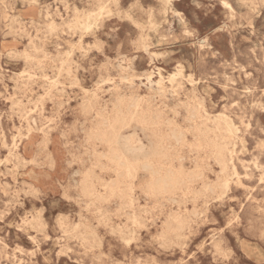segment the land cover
I'll use <instances>...</instances> for the list:
<instances>
[{"label":"rangeland","instance_id":"rangeland-1","mask_svg":"<svg viewBox=\"0 0 264 264\" xmlns=\"http://www.w3.org/2000/svg\"><path fill=\"white\" fill-rule=\"evenodd\" d=\"M0 233V264H264V0H0Z\"/></svg>","mask_w":264,"mask_h":264},{"label":"bare ground","instance_id":"bare-ground-1","mask_svg":"<svg viewBox=\"0 0 264 264\" xmlns=\"http://www.w3.org/2000/svg\"><path fill=\"white\" fill-rule=\"evenodd\" d=\"M138 7V6H137ZM9 9V8H8ZM220 29V28H219ZM201 38V37H200ZM47 41V40H46ZM67 45V44H66ZM53 60V59H52ZM163 70V69H162ZM164 71V70H163ZM151 80V79H150ZM192 80V79H191ZM193 82V81H192ZM84 90V89H83ZM5 93V92H4ZM178 106V105H177ZM33 110V109H32ZM131 114V113H130ZM115 122L117 124H123L125 122V118L122 117V118H117L115 120ZM139 123V122H138ZM101 125V124H100ZM202 130V129H201ZM94 144V143H93ZM125 147L126 149L128 150H135V149H140V145H138V147L128 143V142H125ZM96 159V158H95ZM95 163V162H94ZM102 163V162H101ZM117 163V162H116ZM213 163V162H212ZM211 163V164H212ZM150 162L149 161H145L143 166L145 167H149L150 165ZM118 165V164H117ZM221 166V165H220ZM126 167V172H129L130 171V165L129 164H126L125 165ZM223 169V168H222ZM221 169V170H222ZM157 172V177L156 179L153 181L152 183V187L155 188L157 191H160V192H165V191H169L170 189L176 187L178 184H179V178L176 177L174 174H172L171 171L169 170H166L162 173H158L159 171L156 170ZM217 173V171H216ZM249 195V194H248ZM98 199V198H97ZM5 204V202H3ZM113 204V202H111ZM101 212V211H100ZM106 213V212H105ZM91 216V215H90ZM236 216V215H235ZM110 218V216H109ZM98 219V218H97ZM230 220V219H229ZM99 221V220H98ZM1 234V233H0ZM92 248V247H91ZM257 254V253H256ZM130 257V256H129ZM103 259V258H102ZM135 259V257H134ZM138 260V259H137ZM138 263V262H137Z\"/></svg>","mask_w":264,"mask_h":264}]
</instances>
